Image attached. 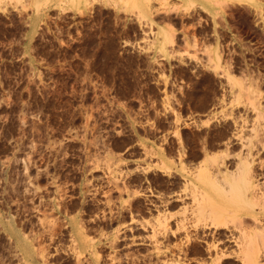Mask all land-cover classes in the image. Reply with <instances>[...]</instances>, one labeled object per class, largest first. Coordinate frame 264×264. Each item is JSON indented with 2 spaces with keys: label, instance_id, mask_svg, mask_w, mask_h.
I'll list each match as a JSON object with an SVG mask.
<instances>
[{
  "label": "rangeland",
  "instance_id": "obj_1",
  "mask_svg": "<svg viewBox=\"0 0 264 264\" xmlns=\"http://www.w3.org/2000/svg\"><path fill=\"white\" fill-rule=\"evenodd\" d=\"M58 2L0 3V264H209L176 221L247 142L263 182L264 0Z\"/></svg>",
  "mask_w": 264,
  "mask_h": 264
},
{
  "label": "bare ground",
  "instance_id": "obj_2",
  "mask_svg": "<svg viewBox=\"0 0 264 264\" xmlns=\"http://www.w3.org/2000/svg\"><path fill=\"white\" fill-rule=\"evenodd\" d=\"M2 1H4V0H0V3ZM42 1H50V0H35L36 11L39 10ZM58 1L59 2L57 3V6H64V5H68V4L75 5V4H78L79 2H82V0H58ZM131 1L140 3V1H142V0H131ZM145 1H148V0H145ZM183 1L187 7L195 6L196 2H197V0H183ZM82 3H84V2H82ZM80 6L81 5H79V7ZM138 7H141V6H138ZM157 15H159V14H157ZM142 23H141V25H142ZM167 33H168V35L166 34L165 36L163 34L164 38L166 37V39H167V37L169 35L172 38V34H170L169 32H167ZM169 37H168V39H169ZM240 143L241 142H239V144ZM258 143H261V142H258ZM245 144H247V145L241 146V145H243V143H242L240 145L241 146L240 148L246 147L245 148L246 150L244 149L246 153L243 154L242 150L239 151V154L242 153L243 155H242V157L239 156V158H238L239 160L236 158V161H238V162L235 163V166H233V167H235V169L233 168L234 170H231V166L229 168L228 165L224 164L225 161H223V163H221L223 167H221V164L220 165L214 164V165H217L214 168H213V166H214L213 164L208 165V168L210 166V168H212V169H210V168L205 169L204 165H203L202 169H204V170H202L200 168L201 166L199 165L200 170L196 171L197 173L195 172V177L192 176L189 180L187 179L189 182L188 184H190V188L193 189L192 195H193L194 200L192 199L191 195L189 194V191H188V194L190 196L187 195V193H186V195H184L183 199L187 198V197H189V199H190V197H191V199H190V200H192L191 205L197 204V205H194V208L197 210V211L194 210V211H196V213L193 212L192 207H191L192 209L190 208L191 209L190 211H192L191 216H193L194 219L196 216V219H195L196 221L194 222V220H193L194 223L190 224L188 222V221H190L189 218H187L185 216V219L180 218V222L176 221L177 228H175V229H177V231L181 230V232H182L183 230L186 231L188 227H191V228L195 229L196 231L200 230V232H202L201 234H203L204 232L206 233V231L208 233V230H209L212 233H215V234L219 233V235H221V237L223 238L222 240H220V239L218 240V238H217V240H214V239H216V238H214L216 236H214L213 237L214 239H212V241H210L209 244H207V242H206V239H205L206 237H203V236L201 238H200V236L198 237V240L200 242L202 241L205 243L204 244V245H206L205 251L208 254H211L212 253L211 251L214 252V254H213L214 256L212 255L213 258L211 259L209 257L211 259L209 264H235L236 262H238L240 264H264V179H263V182L260 181V179H258V176L260 175V173L258 175L254 171V166L256 165V164L254 165V163H255L254 154H255V151L259 147L254 151L253 146L255 143L252 144V142H247ZM261 149H264V147ZM253 151H254V153H253ZM258 151H259V149L256 152H258ZM236 156H237V154H236ZM240 157H241V159H240ZM262 160L263 159H261L260 163H258V162L257 163L259 164L260 168H262V170H263L264 164H263ZM229 162H231V161H229ZM214 163H216V162H214ZM218 163H220V162H218ZM205 167H206V165H205ZM192 174H194V173H192ZM263 174H264V172H263ZM263 174H262V177H263ZM259 177H261V176H259ZM261 180H262V178H261ZM186 183H187V181H186ZM185 196H187V197H185ZM177 198L178 197H176L174 199H177ZM183 201L181 200V202H183ZM193 201H195L196 203H194ZM166 202H168V201H166ZM185 204H186V202H185ZM185 208H183V209H185ZM186 210H188V208H186ZM181 214H183V213H181ZM181 219H183V220H181ZM162 225H164V224H162ZM188 233L186 234V236L190 239L191 236H189ZM206 234H204V235H206ZM195 236L197 237L196 234H195ZM210 240H211V237H210ZM191 241H192V238H191ZM196 241H197V239H196ZM192 243H193V241H192ZM197 243L199 244V242H197ZM220 245H221V247H220L221 249L219 248ZM196 247H197V245H196ZM179 250H181V248H179ZM194 250H197V249H194ZM182 251H183V249H182ZM182 251H180V253H182ZM203 252H204V250H203ZM183 254L184 253H182V255ZM200 254H202V253H200ZM185 258H187V256ZM188 260L189 259H187V262H188ZM180 261H182V260H180ZM180 261L177 259L175 261V264H183V261H182V263ZM205 262L207 263L206 260H205ZM198 263H200V262H198ZM206 263H203V264H206ZM195 264H197V263H195Z\"/></svg>",
  "mask_w": 264,
  "mask_h": 264
}]
</instances>
